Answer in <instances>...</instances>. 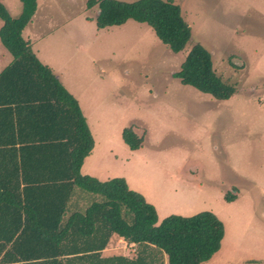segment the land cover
Returning <instances> with one entry per match:
<instances>
[{
    "label": "rangeland",
    "instance_id": "rangeland-1",
    "mask_svg": "<svg viewBox=\"0 0 264 264\" xmlns=\"http://www.w3.org/2000/svg\"><path fill=\"white\" fill-rule=\"evenodd\" d=\"M172 1L191 33L176 54L145 24L98 30V9L87 10V0H36L23 37L78 98L94 140L81 175L124 179L154 206L158 224L214 214L224 236L202 264H264V0ZM0 4L13 18L21 13L19 0ZM193 44L210 53L216 75L235 88L230 99L172 77ZM3 49L0 43V71L11 58ZM125 128L141 137L138 150L124 144Z\"/></svg>",
    "mask_w": 264,
    "mask_h": 264
},
{
    "label": "trees",
    "instance_id": "trees-1",
    "mask_svg": "<svg viewBox=\"0 0 264 264\" xmlns=\"http://www.w3.org/2000/svg\"><path fill=\"white\" fill-rule=\"evenodd\" d=\"M19 1L17 18L0 4V43L12 57L0 73V264L209 261L224 236L214 214L169 216L158 224L154 206L124 179L100 182L80 174L94 140L76 99L22 36L36 0ZM95 6L98 30L127 21L145 24L175 54L190 42V28L172 0H87V10ZM172 77L217 100L235 92L216 75L200 44L192 45ZM122 140L130 150L141 147V137L129 128ZM113 236L134 246V258L102 257Z\"/></svg>",
    "mask_w": 264,
    "mask_h": 264
},
{
    "label": "crops",
    "instance_id": "crops-1",
    "mask_svg": "<svg viewBox=\"0 0 264 264\" xmlns=\"http://www.w3.org/2000/svg\"><path fill=\"white\" fill-rule=\"evenodd\" d=\"M1 23H2V21H1ZM1 27H2V24H1ZM0 27V28H1ZM22 36H23V33H22ZM24 38V37H23ZM25 39V38H24ZM25 40H28V39H25ZM3 47V46H2ZM4 48V47H3ZM31 48H32V46H31ZM4 50V53H5V55L7 54L6 52H7V50L4 48L3 49ZM33 50V49H32ZM34 52V51H33ZM35 53V52H34ZM10 55V54H9ZM35 56H36V54H35ZM37 57V56H36ZM37 59H38V57H37ZM39 60V59H38ZM11 61H12V57L10 58V57H7V55H6V59H5V61H4V63L1 65V67H2V70L0 71V73L11 63ZM50 68V67H49ZM51 69V68H50ZM52 70V69H51ZM52 73H53V71H52ZM54 74V73H53ZM56 77H57V79L62 83V81H61V77H60V74H54ZM62 85H63V83H62ZM64 86V85H63ZM65 87V86H64ZM65 89H66V87H65ZM75 99H76V101L78 102V98H76V96H74L73 94H72V92L71 91H69L68 89H66ZM78 105H79V103H78ZM79 108H80V106H79ZM81 110V109H80ZM82 112V111H81ZM83 114V113H82ZM83 116H84V114H83ZM85 117V116H84ZM87 123V122H86ZM90 130V129H89ZM93 138V137H92ZM20 164V163H19ZM83 166H84V163H83V165H82V168H83ZM82 168H81V170H82ZM84 176V175H83ZM111 240H112V238H111ZM111 240H110V242H111ZM110 244V243H109ZM117 246L122 250L123 249V253H116V251H119V250H117ZM105 251L106 252H108V251H111L112 252V254H108V253H105ZM134 256H135V249H134V246L133 245H131V244H126L125 242H123L121 239H119V240H117V242H116V246L114 247V248H112V249H106V250H104L103 252H102V257H104V258H111V257H124V258H127V259H132V258H134Z\"/></svg>",
    "mask_w": 264,
    "mask_h": 264
},
{
    "label": "water",
    "instance_id": "water-1",
    "mask_svg": "<svg viewBox=\"0 0 264 264\" xmlns=\"http://www.w3.org/2000/svg\"><path fill=\"white\" fill-rule=\"evenodd\" d=\"M236 61V60H235Z\"/></svg>",
    "mask_w": 264,
    "mask_h": 264
}]
</instances>
